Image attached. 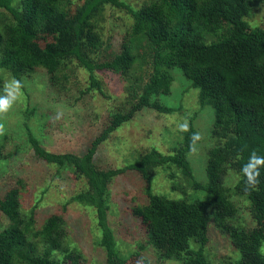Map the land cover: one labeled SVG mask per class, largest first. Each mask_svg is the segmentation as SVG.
Masks as SVG:
<instances>
[{"label":"trees","instance_id":"1","mask_svg":"<svg viewBox=\"0 0 264 264\" xmlns=\"http://www.w3.org/2000/svg\"><path fill=\"white\" fill-rule=\"evenodd\" d=\"M263 4L264 0H146L134 8L124 0H0V77L5 72L22 82L24 76L44 69L51 85L61 91L82 69L88 85L79 89L80 94L103 93L96 72L108 70L128 81L129 104L110 113L81 154L43 146L27 123L36 107H25L24 127L34 155L54 165L58 174L68 169L85 184L39 226L36 212L42 199L26 208L27 188L21 177L0 188V213L7 219L0 226V264L82 263L84 255L71 241L63 215L70 202L94 213L99 233L94 243L103 252L104 264H128L132 256V264L163 259L179 264H264V166L259 184L250 192L244 190L242 173L253 151L264 156V28L248 20ZM106 6L127 10L132 20L119 50L103 39L100 21ZM175 68L198 90L200 109L210 106L213 111L205 179L196 178L188 158L191 138L198 133L195 114L189 116V129L181 131L172 153L153 147L123 167H98L97 148L137 112L179 110L161 100L171 92ZM3 144L0 141V152ZM165 165H173L184 184L203 195L187 199L152 192V170ZM126 170L138 171L147 182L146 201L131 211L146 235L138 248L148 251L152 246L158 258L154 262L138 249L122 253L108 219L110 182ZM229 173L234 176L232 185L225 182ZM184 184L175 188L185 194ZM235 197L247 202L253 226L238 220ZM210 222L236 251L221 263L207 249Z\"/></svg>","mask_w":264,"mask_h":264},{"label":"rangeland","instance_id":"2","mask_svg":"<svg viewBox=\"0 0 264 264\" xmlns=\"http://www.w3.org/2000/svg\"><path fill=\"white\" fill-rule=\"evenodd\" d=\"M124 1L138 8L146 0ZM248 20L251 26L264 28V4L255 10ZM131 22L127 10L105 7L100 25L103 39L111 43L112 49H120L122 37L130 28ZM173 73L176 78L171 92L165 97L161 96V100L170 106L178 107L179 110L163 113L144 108L137 112L131 120L114 130L97 148L94 162L98 167L103 169L123 167L153 147L164 154L172 153L174 143L182 137L179 124L189 122V116L195 114L193 124L201 139L197 142V151L190 152L188 158L194 167L196 178L205 179L204 159L207 148L212 144L210 127L213 111L210 106L200 109L198 90L189 86V82L179 69L175 68ZM96 74L101 81L103 93L91 90L80 94L79 89H84L88 85L87 73L82 69H77L72 75L68 83L70 87L60 91L48 81L46 71L38 68L31 76L22 78V95L6 113H0V123H3L6 129L5 134L0 136V141H4L0 152V188L11 185L17 177L24 180L27 188L25 193L27 197L24 198L26 208L37 199H42L36 212L37 226L42 223L44 216L60 212L61 205L77 190L83 188L85 181L75 180L68 169L58 174L54 165L34 155L28 142L27 129L24 127L23 111L27 105L36 107L27 123L33 135L47 149L54 152L83 153L91 140L105 127L110 113L129 106L126 101L128 81L108 70L97 71ZM11 79L8 74L2 73L0 96L5 95V83ZM169 172H174V175L170 176ZM151 174L153 179L150 189L154 193L187 199L203 195L184 184L180 172L173 165L158 166ZM234 181V176L230 173L225 177L228 185H232ZM180 182L185 186V194L175 188ZM146 185L147 182L136 170H126L116 175L109 185L108 219L122 253L138 249L154 262L158 258L152 246L148 247V251L138 248V243L146 241V235L140 221L131 211L132 206L146 201ZM235 200L238 204V220L247 227L253 226L247 202L238 197H235ZM63 215L71 241L84 255V261L79 264H104L103 252L94 243L95 236L99 234L96 231L94 213L78 203L70 202ZM6 223L7 219L0 213V226ZM207 249L216 263L236 255L229 239L212 222L209 227ZM261 251L264 253V241ZM160 261L156 264H179L167 259ZM127 262L128 264L135 262L133 256Z\"/></svg>","mask_w":264,"mask_h":264},{"label":"clouds","instance_id":"3","mask_svg":"<svg viewBox=\"0 0 264 264\" xmlns=\"http://www.w3.org/2000/svg\"><path fill=\"white\" fill-rule=\"evenodd\" d=\"M22 88V82L14 77L5 83V95L0 96V113H6L10 109L12 104L22 95ZM59 118L60 114L57 115V119ZM179 129L187 131L189 129L188 122L184 121L179 124ZM5 132L4 124L0 123V136H3ZM191 139L190 151L195 153L197 151V142L201 139V136L199 133H194ZM262 166H264V156L258 155L256 151H253L249 157V162L242 168V173L246 178L244 184L245 192H250L259 184V169Z\"/></svg>","mask_w":264,"mask_h":264}]
</instances>
